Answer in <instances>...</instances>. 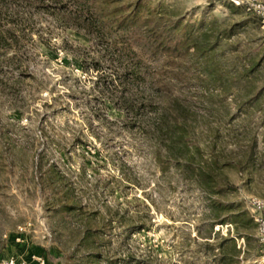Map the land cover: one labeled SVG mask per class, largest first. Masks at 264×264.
<instances>
[{
    "label": "rangeland",
    "instance_id": "obj_1",
    "mask_svg": "<svg viewBox=\"0 0 264 264\" xmlns=\"http://www.w3.org/2000/svg\"><path fill=\"white\" fill-rule=\"evenodd\" d=\"M249 2L0 0V257L264 264L256 228L233 250L228 210L208 207L264 198V32Z\"/></svg>",
    "mask_w": 264,
    "mask_h": 264
},
{
    "label": "trees",
    "instance_id": "obj_2",
    "mask_svg": "<svg viewBox=\"0 0 264 264\" xmlns=\"http://www.w3.org/2000/svg\"><path fill=\"white\" fill-rule=\"evenodd\" d=\"M240 5V8H243L245 10L246 13H249L251 16H255L256 15L254 13H252L251 11H249L247 9L246 4H238ZM259 19V18H258ZM196 46V45H194ZM193 46V47H194ZM127 105L126 108H132V104L126 103ZM181 141V140H180ZM181 143L183 144V142L181 141ZM183 146H185L187 148V145L184 144ZM188 163V166H185V170L187 172H191L192 171V167H191V163L190 162H186ZM196 183L198 185V187L203 190L205 193L209 194L212 191H214L215 188V180L214 178H212V176L208 173H205V171H201V177H198L196 179ZM230 183H226V185L228 186ZM208 207L210 208L209 210H211L212 213H214V215L219 218L222 213H225L227 210V214L225 216V218L220 222L222 224H227V221L229 223H232L233 225H235V230H236V234L235 237L229 235L225 240L230 242L233 246V250H236V240L238 238H244L246 241L249 240L250 238V231L255 230L256 226L254 223V220H252L250 213L245 210V209H241L239 208V206L231 203V202H222L220 199H215L212 198L210 200V205H208ZM224 263L226 264H234L235 262V257L231 256L230 259H224Z\"/></svg>",
    "mask_w": 264,
    "mask_h": 264
},
{
    "label": "built area",
    "instance_id": "obj_3",
    "mask_svg": "<svg viewBox=\"0 0 264 264\" xmlns=\"http://www.w3.org/2000/svg\"><path fill=\"white\" fill-rule=\"evenodd\" d=\"M247 9L254 13L260 21V27L264 32V1L252 0L246 4ZM246 208L250 213L256 226V234L259 242L264 245V198L250 196L246 199ZM32 259L38 264H46L45 256L32 255ZM0 264H28L24 258L10 256L9 258L0 257Z\"/></svg>",
    "mask_w": 264,
    "mask_h": 264
},
{
    "label": "crops",
    "instance_id": "obj_4",
    "mask_svg": "<svg viewBox=\"0 0 264 264\" xmlns=\"http://www.w3.org/2000/svg\"><path fill=\"white\" fill-rule=\"evenodd\" d=\"M24 241V240H23ZM28 246V248H30L31 246L30 245H26L25 247H27ZM24 247L22 246V244H21V241H20V238H14L12 241H11V244L9 245V254L10 253H14V252H17V251H19L20 249H23ZM32 248V247H31ZM32 251H30V252H28L27 253V255L29 254V256L27 257V261H28V263H30V264H38V263H36L33 259H32V252H39V251H37V250H35V248L34 249H31ZM44 255V254H43ZM46 264H52L51 262H49V261H47L46 262Z\"/></svg>",
    "mask_w": 264,
    "mask_h": 264
}]
</instances>
